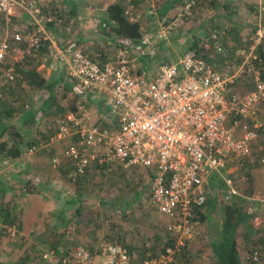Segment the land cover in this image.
Instances as JSON below:
<instances>
[{
	"label": "built area",
	"instance_id": "obj_1",
	"mask_svg": "<svg viewBox=\"0 0 264 264\" xmlns=\"http://www.w3.org/2000/svg\"><path fill=\"white\" fill-rule=\"evenodd\" d=\"M134 1L126 0L125 16L131 23H141L142 14ZM202 1L211 2L184 0L178 18L169 24L160 21L156 33L145 35L141 43L120 41L112 59L94 61L73 48L67 58L61 56L70 92L77 100L75 110L56 118L51 142H68L63 158L73 166L69 177L75 181L87 174L99 157L98 151L104 149L106 157L101 155L100 164L118 161L126 169L140 168L147 173L152 206L168 221L166 230L173 242L165 245L159 256L147 255L137 264H179L178 256L197 234L196 212L206 209L211 195H218L219 191L211 192L212 177L224 184L226 190L220 191V197L230 203L234 197H245L230 175L255 162L264 167V121L260 118L264 81L256 66L264 28L258 30L248 50L236 52L240 64L235 68L228 64L229 51L216 32L210 37V45L201 47L202 54L189 50L178 61H164L159 66L140 60L155 55L157 43L175 34L179 22L190 19ZM18 13L37 23V2L0 0V16L8 23ZM147 14L155 17L156 7ZM38 33L25 34L15 27L12 42L0 40V71L8 67L5 77L10 83L18 76L14 65L8 64L10 57L14 55L19 64L32 56L43 41ZM209 55L223 59L226 67L215 68ZM244 77H251L254 88L236 92L234 86ZM102 96L111 107L105 125L98 124L88 105L91 97ZM52 163L58 167L61 160L55 157ZM56 254L52 249L43 259L52 263ZM245 259L264 264L261 250H254ZM62 263L134 264L129 249L115 243L97 250L77 246Z\"/></svg>",
	"mask_w": 264,
	"mask_h": 264
},
{
	"label": "rangeland",
	"instance_id": "obj_2",
	"mask_svg": "<svg viewBox=\"0 0 264 264\" xmlns=\"http://www.w3.org/2000/svg\"><path fill=\"white\" fill-rule=\"evenodd\" d=\"M148 2L142 4L145 6L141 7L143 10H147L145 8L148 7ZM215 2L217 3L215 8L198 5L193 18L184 22L180 21L176 34L169 36L164 44L157 43L154 47L160 46V51L161 45H163L165 50L160 52L154 50V54H160L166 58L165 61H178L193 44L197 46V49L203 45H210V37L213 32H216L222 36V42L229 51L228 64L233 68L237 67L240 60L237 58L236 52L239 49L248 50L258 30L264 28V0H233L231 6L238 9H235L236 16L233 19L224 15V6L229 4V0H215ZM158 3L156 4L158 5ZM182 9L183 7L179 6L175 13L176 16H168V20L163 22L165 24L173 22L175 18H178L177 14ZM32 27L33 25H30L28 32L31 34L34 31L38 32L37 29L32 30ZM143 28L145 35L156 33V26L150 28L148 21L143 22ZM12 31V26L7 23L6 19L0 17V40L10 41ZM41 38L43 39V34ZM166 45H169L170 48H166ZM38 60L40 61L39 58ZM210 60L211 64L219 70L224 69L227 65L223 59L217 56L211 57ZM9 63L12 64L9 66L14 65L16 68L18 63L14 55L10 57ZM153 64L159 66L156 63ZM5 70L0 72V89L1 87L5 90L8 87L10 89L16 87L12 98L9 94H3L5 100L12 101L16 96L19 97L22 94L18 91V88L21 90V87H18L21 85L12 86V83L5 77ZM20 80H22L21 76ZM21 82L24 84L23 81ZM253 88L251 77H244L236 83L234 90L241 93ZM2 91L4 90H0L1 93ZM25 94L26 104L39 107L37 97L33 98L30 90H27ZM68 101L69 98L66 102L68 103ZM15 107L20 114L24 110L22 103L21 105L17 103ZM0 108H3L2 101H0ZM261 114L260 118L264 121V110ZM94 115L97 118L100 116L96 112ZM45 117L43 113L39 115V120L44 123L38 124V129L30 131L31 136L27 137L24 145L27 155L31 148L36 147V152L30 153L26 160V162H31L34 167L29 169L25 176L23 175L21 183L16 182L6 172L1 174L3 182L8 180V186H0V195L2 194L1 189L9 188L12 193L16 194L15 198L19 196L23 188L27 194L26 197L24 196L27 203L22 205L24 208L19 209L16 205L18 201H21V198H17L18 201L14 202L16 210H20L22 216L25 215L23 218L25 227H21V220L16 222V226L5 228V230L4 225L0 224V263L62 264L63 259L70 257L62 258L66 249H71L69 250L70 255L77 246H86L97 250L102 245L111 243L107 241L109 238H114L115 241L116 239L120 240L121 244L132 250L133 263L137 264L142 261L144 249L154 247L158 241L164 245L169 237L166 230L168 221L152 206L151 182L147 173L140 168L126 169L118 161L110 160L105 164H100L99 160L103 159L101 155L106 157L104 149H101L98 151L99 157L87 172V181L81 185L80 189L83 191L82 196L79 197L73 181L69 178L71 162L63 158V152L68 143L66 141L52 143L53 135L48 137L50 138L48 141L42 140L38 132L39 129H43L44 124L48 127L52 125L54 116ZM98 124L105 125L100 120H98ZM50 132L52 130H49ZM33 141L36 144L30 147L29 143ZM55 157H59L61 160L58 167H53L52 161ZM99 165L103 168H100ZM248 165L256 166L255 168L263 167L258 162ZM239 174L232 179L241 193H247L246 190L249 186L247 187L248 184L245 183L247 181H243L241 178L244 176L248 179L246 166L242 171H239ZM222 188L223 186L219 184L211 192L219 191L218 195H220ZM14 210L15 208H13ZM60 213L61 217L58 215ZM28 220L31 225L28 224ZM196 230V236L188 241L185 250L178 256L180 264H215L204 227L198 224ZM240 242H243L242 237ZM54 247L60 254H56L52 263L45 261L43 255L55 249ZM241 248L243 249L244 246L242 245ZM147 255H152V253L148 252ZM243 264L251 263L245 260Z\"/></svg>",
	"mask_w": 264,
	"mask_h": 264
},
{
	"label": "crops",
	"instance_id": "obj_3",
	"mask_svg": "<svg viewBox=\"0 0 264 264\" xmlns=\"http://www.w3.org/2000/svg\"><path fill=\"white\" fill-rule=\"evenodd\" d=\"M35 1L37 2L38 5V13L36 14V18L38 21L37 23L33 19H31L28 15H24L22 13H18V15L12 19L11 23L8 22L7 23L12 26V30L15 27H20L25 34L30 33L28 32V30H30L29 27L30 25H33L32 30L37 29L40 33V35L38 33L39 36H42L43 34V42L47 43V49H44V51L39 52L40 61L38 60L39 63L38 71L48 81L55 82L58 85V90L65 89L67 86H69V83H66L65 81V80L68 81V79L65 77L63 63H61V56L63 54L64 57L67 58L70 48L79 49L83 53L88 54L94 61L103 62L108 59H112L114 57L117 48H119L121 44L120 41L116 40L114 37H108L105 33V23L108 21L107 10L112 4L115 3L120 4L124 7V15H125V11L127 8L126 0H35ZM158 1L159 0L134 1L136 10L140 14H142V18H141L142 21L140 22L143 30H144L143 22L145 21L149 22L150 28H154V26H156L157 28L160 21L163 22L166 19L168 20V18H165L164 20H160L161 18H159L158 12L155 17L148 16L147 14L148 10L153 6L157 7L156 3H158ZM232 1L233 0H229L230 3H232ZM147 2L149 4L148 7L145 8L147 10H143L142 8H144L145 6H142V4ZM177 5H175V8L172 9L170 12L171 13L170 15H172V17L176 16L175 13L179 8V6ZM235 9L237 8L235 7ZM36 32L37 31H34L33 33ZM11 39L12 38L10 37V41L12 42ZM165 42H163L162 44H164ZM159 47L160 46L156 47L154 50L159 51ZM165 47L170 48L169 45H166ZM160 49H161L160 51L165 50L163 45H161ZM140 60L146 63L148 62L156 63L160 65L162 62L166 60V58L160 56V54L159 55L157 54V55L148 56L147 58L141 57ZM20 65L22 64H19L18 66ZM18 87H21V90H19L18 88V91L21 92L22 94L19 95V97L16 96V98L12 99V101L5 100L3 98V94L4 95L9 94L11 95L10 97L12 98V96L14 95L13 92L15 91L16 87L12 89L8 87L6 88V90L5 88L3 89L1 87L0 90H4V91H2V93L0 92V98H1L0 101H2L3 108L6 107V105L7 106L11 105L10 107L13 110L15 109L13 112L10 107L7 108V110L10 109V112L13 113V117H14L13 122L15 123V125H17L18 130L22 133V136L27 138L30 135V132H29V128L26 127L25 118L28 116L27 114L29 113L28 111L30 105L28 103L26 104L25 100L27 99V97L25 92L29 90V87L26 81L24 82V84ZM24 88H26V90H24ZM32 95L37 97L39 102L38 104L39 107L45 108L47 114L51 113L56 109L57 105L51 103V100H49L50 98L47 96V94H45V91H39L37 93H33ZM13 100H17L18 102L17 101L14 102ZM21 102H22V106L24 107V110H22L20 114L16 110L17 107L15 106L17 105V103L21 105L20 104ZM65 103H67L66 100H64V102L61 103V105H65ZM88 105H90V109L93 112V114H95L96 112L101 116V117L99 116L98 118L95 117L96 118L95 120L97 121L100 120L101 122L105 123V116L108 114V111L111 110V107L108 101L106 100V98L104 96L97 99L91 97L88 101ZM1 110L4 109L0 108V111ZM26 112L28 113L25 114ZM43 115L47 117L46 113ZM261 115L262 114L260 113V117ZM56 118L57 116L54 119H52L53 121L51 122L52 125H50V127L44 124L42 127L43 129H39V132H42V134L44 133L46 135L47 133H49L50 128L52 132H56L55 129ZM36 123L40 125L41 123L44 122H41V120L37 118ZM33 148L36 149V147ZM30 150L28 152L29 156L31 153ZM26 151L27 150L24 147L22 156L15 161H10L7 159L0 158V166L3 167L0 168V186L1 185L8 186L7 185L8 180H4L3 182V177L1 176V174H3L4 172H6L7 175L10 174L12 178L16 180V182L21 183L23 181V177L25 176V173L28 172L29 169H32L34 167L33 165H31L32 164L31 162H26L27 158L29 157L26 154ZM255 167L256 166H252V165L246 166V171L249 174L248 177H250V180L253 181L252 187L254 186V192L251 197L253 201L251 202L252 203L259 202L262 205L260 204L254 205V207L257 208V211L252 210L250 213L253 214L254 217L249 222L250 224L248 223L246 226H243L239 229L238 231L239 239H241V235H243L244 232L247 231V228L251 230L253 235H256L257 232H261V230L264 231V208H263L264 167H260V168H255ZM239 175H240L239 171L235 170V173L230 175V177L233 178L234 176H239ZM216 181L218 182V180ZM1 190H2V194L0 195V224L4 225V230H5V228H11L16 226L15 225L16 222H18V220L19 221L21 220L22 223L21 227L22 228L25 227V222L23 220L25 215L22 216L20 214L21 213L20 210H16L14 202L18 201L17 198L20 197L21 201H18V204L21 203V205L17 204L16 206L19 207V209L24 208L22 205L27 203L25 198L27 194H25L22 188L19 196L14 198L16 194L12 193V191L9 188H5ZM9 195L11 196L9 197ZM214 198H217V195H213V196L211 195V197H209V200ZM13 208H15L14 211ZM58 215L60 217L62 216L61 213ZM29 220H28V224L31 225V222ZM250 225L252 229L250 228Z\"/></svg>",
	"mask_w": 264,
	"mask_h": 264
},
{
	"label": "trees",
	"instance_id": "obj_4",
	"mask_svg": "<svg viewBox=\"0 0 264 264\" xmlns=\"http://www.w3.org/2000/svg\"><path fill=\"white\" fill-rule=\"evenodd\" d=\"M158 2L159 3L156 7V10L158 12L159 18H161L160 20H164L165 18H167L171 14V10L175 8V5L179 4L177 6H184V0H159ZM216 4L217 3L215 2V0H211V2L202 1L198 5L204 6L205 8L206 6L215 8L214 6H216ZM196 7L193 9V15L191 18L194 17V12L196 13ZM224 9V15L227 18L233 19L236 16L235 8L231 6L230 2L229 4L224 6ZM107 15L108 21L105 23V33L108 37H114L118 41L130 40L135 44L141 43L142 38L144 37L142 25L141 23H131L128 18L124 15V7L122 5L116 3L112 4L107 10ZM21 46L25 47V44H21ZM194 46L196 45L193 44L192 47L189 48V50H194L198 54L204 53V49H202L201 47H198L197 49V46ZM44 49H47V43H44L42 41L40 49L35 51L32 56H27L22 65H16L18 76L16 80L12 83V86L17 84L22 85L21 81H26L29 90H33L32 94L37 93L39 91H45V94H47V96L50 98L49 100H51V103L57 105L56 109L48 114L45 111V108L34 107L30 105L28 111L29 113H25H28V116L25 118V123L26 127L29 128V132L31 130L38 129V124L36 123V120L42 113H46L48 117L54 116L55 118L56 116L58 117L63 115L68 110H75L76 107L77 99L73 95V93L70 92V86H67L65 89L58 90V85L55 82L48 81L38 71V58L40 57L39 52L44 51ZM257 53L259 56V61L256 63V66L261 70L262 80L264 81V43L258 47ZM210 57L211 56L209 55V59ZM9 65L12 64L9 63ZM7 68L8 67H4V69ZM20 76L22 80H20ZM65 81L66 83H69L67 80ZM68 98V103H65V105H61V103H63L64 100H68ZM10 106L6 105V107L2 108L4 110L0 111V158L15 161L22 156L23 148L26 144L27 138L22 136V133L18 130L17 125H15V123L13 122V113L10 112V109L7 110V108H9ZM14 110L12 109L13 112ZM49 130L51 131V128ZM39 134L42 140L48 141V139H50L48 137H51V135L54 136L56 132H50L46 135L44 133L42 134V132H39ZM33 144H36V142L33 141L32 143H29V146L31 147L33 146ZM99 167L103 168V166L101 165H99ZM72 168L73 166L72 164H70V172L72 171ZM87 176L88 174H85L83 177H78L75 181H73L69 177L70 180L73 181V185H75L76 193L79 197L82 196L81 194L83 189L80 188L81 185L85 181H87ZM248 179L249 180H246L247 182L245 183L248 184L247 187L249 186V188L246 190L247 193H243L244 195H246L245 197H234L230 203H225L224 201H222L220 195H217V198L207 201L205 210H198L196 212L194 222L196 226L200 224L205 228V234L207 238H209L208 244L212 250L213 258L215 259V264H243V261L246 260V256L250 255L254 250H261L262 253L264 252L263 230H261V232H257L255 236L252 234L251 230L247 228V231H245L244 234L241 235L243 241L242 243L240 242V239L238 237L239 229L243 226H246L254 217L253 214L250 213L252 210L257 211V208H255L254 205H262L259 202L252 203L248 199L252 197L254 192V189L252 187L253 181L250 180V177H248ZM219 182L216 181V176H213L210 183L211 190H215L214 187H217L216 185H219ZM220 184L224 186L222 182ZM222 190H226V187L224 186ZM250 228L252 229L251 225ZM107 241L115 244H120L128 248L127 246L121 244L120 240L116 239L115 241L114 238H109ZM172 242L173 241L170 239L169 236L164 245L162 242L158 241L157 243H155L154 247L144 249V251L142 252V260L147 257L148 252H151L153 256H159L162 251H164L165 245H169ZM242 245L244 246L243 249L241 248ZM54 248L57 254H60L58 249L56 247ZM69 250L71 249H66L64 251L65 254L62 255V258L70 256ZM129 252L131 254L132 250L129 249ZM178 260L180 264L179 257Z\"/></svg>",
	"mask_w": 264,
	"mask_h": 264
}]
</instances>
